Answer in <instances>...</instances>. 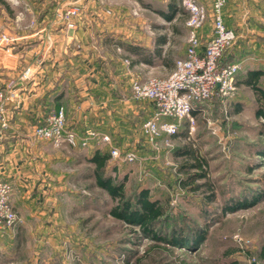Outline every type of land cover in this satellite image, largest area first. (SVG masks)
Wrapping results in <instances>:
<instances>
[{
	"label": "rangeland",
	"instance_id": "1",
	"mask_svg": "<svg viewBox=\"0 0 264 264\" xmlns=\"http://www.w3.org/2000/svg\"><path fill=\"white\" fill-rule=\"evenodd\" d=\"M3 1L0 25L6 33L16 35L34 26L20 5ZM168 1L119 0L114 6H126L129 27L136 31L131 40L139 42L141 38L146 43L164 34L168 42L163 48L178 58L187 46L188 11L181 0H172L179 10L174 19L165 20L157 11H165ZM196 2L206 10L198 29L203 43L212 31L211 0ZM226 4L228 10L235 9V3L226 0L224 8ZM236 22L233 20L232 26ZM243 74L241 71L235 80L239 82ZM152 76L164 74L155 70ZM259 85L264 88V84ZM218 102L217 106L200 108L192 129L182 120L179 136L163 134L150 143L138 130L139 125L133 132V145H127L133 148L136 160H112L108 168L112 176L124 180L126 196L148 188L151 197L162 202L167 209L166 219L159 225L162 232L175 228L181 229L182 236H190L198 229L205 231L206 238L195 249L156 242L113 218L108 210L114 202L82 172L61 182V191L37 197L29 221L17 213V222L0 233V264H264V123L255 116L257 103L244 85H239L226 102ZM238 102L240 111L234 112ZM185 133L188 137H183ZM185 143H191L205 161V176L195 181L200 184L195 190L178 183V178L185 176L179 173V165L190 160L175 156L174 151ZM56 165L58 171L67 167ZM258 194L259 201L249 207L223 211Z\"/></svg>",
	"mask_w": 264,
	"mask_h": 264
},
{
	"label": "crops",
	"instance_id": "2",
	"mask_svg": "<svg viewBox=\"0 0 264 264\" xmlns=\"http://www.w3.org/2000/svg\"><path fill=\"white\" fill-rule=\"evenodd\" d=\"M118 1L18 0L14 5L28 13L34 26L9 35L0 25V36L11 38L0 40V89L7 90L13 81L14 92L13 100L6 104L9 128L0 137V179L11 181V204L21 217L31 215L40 195L61 191V182L68 177L88 174L91 165L87 158L97 147H56L32 138L31 126L62 107L69 128L80 134L89 129L108 134L110 142L98 148L108 151L115 146L124 152L133 150L127 147L133 145V132L153 112L148 100L133 98L131 82L143 81L155 70L166 75L176 58L171 53V61L164 62L163 46L160 57L130 50L141 46L152 51L158 45L156 37L146 43L140 37L139 42L131 40L136 31L129 27L126 6H114ZM231 2L235 9L228 10L226 4L222 14L225 25L236 33L230 51L241 62L237 75L258 70L259 83L264 84V0H227ZM71 6H77L78 12L70 17L73 27H68L63 14ZM233 20L237 22L232 26ZM26 67L31 75L20 81L18 75ZM238 79L235 85H244ZM236 106L240 111V102ZM59 163L67 167L58 171ZM82 163L86 167L79 168Z\"/></svg>",
	"mask_w": 264,
	"mask_h": 264
},
{
	"label": "built area",
	"instance_id": "3",
	"mask_svg": "<svg viewBox=\"0 0 264 264\" xmlns=\"http://www.w3.org/2000/svg\"><path fill=\"white\" fill-rule=\"evenodd\" d=\"M17 4L18 0H8ZM226 0H211L212 31L201 45L198 29L203 23L206 10L196 0H181L182 6L188 11L185 24L188 28L187 46L184 55L174 60L169 73L164 76H148L145 80L131 82L132 96L138 100H150L155 110L145 118L140 126V133L146 141L154 143L165 134L177 132L182 120L188 121L192 129L194 117L191 116L196 102L207 101L217 95L221 102H226L235 94V77L241 68L240 61H233L219 66L218 58L225 48L231 46L236 33L225 25L222 10ZM77 6H71L63 14L68 27H73L71 16L77 14ZM11 38L2 34L1 41L8 42ZM31 75L30 68H24L18 75L20 81ZM14 97L13 81L8 83L7 90L0 89V137L9 128L10 113L6 104ZM30 135L35 140H42L59 147L101 146L109 143L108 134L86 130L83 134L69 128L65 121L62 107L50 112L43 124L31 126ZM109 160L133 162L137 156L134 150L121 152L117 147L110 146ZM13 185L11 181L0 179V233L12 227L18 215L11 204Z\"/></svg>",
	"mask_w": 264,
	"mask_h": 264
},
{
	"label": "trees",
	"instance_id": "4",
	"mask_svg": "<svg viewBox=\"0 0 264 264\" xmlns=\"http://www.w3.org/2000/svg\"><path fill=\"white\" fill-rule=\"evenodd\" d=\"M3 3V0H0ZM166 10H158V12L168 21L172 20L178 12L177 5L174 1H168L166 4ZM157 47L152 51L146 50L141 46H131L130 50L136 52L142 56H156L160 57L162 54V46L168 42L166 35L162 34L156 37ZM205 43V42H204ZM204 43H201L203 45ZM232 46V45H231ZM231 46L225 48L218 58L219 66H225L233 61L235 57L230 51ZM164 62L171 61V52L169 50L163 51ZM261 72L258 70H248L244 77L241 78L240 83L248 86L254 94L255 102L257 103L255 109V116L261 118L264 123V90L259 85V77ZM153 111L155 105L152 101L148 100ZM219 98L217 95H213L207 101L196 102L193 110H191V116L196 117L199 113L200 108L214 104L217 106ZM208 106V107H209ZM239 107L233 108L234 112H237ZM186 120V119H184ZM187 125L188 121H185ZM44 122L40 123L43 124ZM186 129V127H185ZM172 137L179 136L177 132ZM183 137H188L185 133ZM192 144L185 143L178 147L174 151L175 156L187 157L190 163L183 162L179 165V173L184 172V178H178V183L183 188H189L195 190L200 184H196L195 181L205 176V172L202 170L205 161L197 155L195 149L191 148ZM193 147V146H192ZM109 154L108 151L101 150L95 147L91 155L87 158V162L91 165L88 169V175L94 179L95 185L104 190L114 205L109 208L108 213L116 220L122 221L125 224L136 227V231L141 233L143 236L150 238L156 242L171 245L173 247H186L195 249L205 238L206 232L202 230L195 231L192 235L185 236L181 235V229L171 228L169 233L162 232V228L159 230V225L163 220L166 219L167 209L158 199L151 197L148 188H141L133 196H126L124 193V180H120L117 176H112L108 169ZM113 169V167H112ZM189 169H197V172H190ZM181 171V172H180ZM212 196V195H211ZM208 196V197H211ZM261 194L238 200L234 206H228L223 211L229 212L234 210L236 207H249L259 201ZM237 209V208H236ZM262 255L264 257V244L262 246Z\"/></svg>",
	"mask_w": 264,
	"mask_h": 264
}]
</instances>
